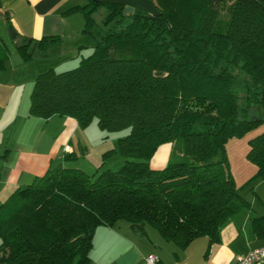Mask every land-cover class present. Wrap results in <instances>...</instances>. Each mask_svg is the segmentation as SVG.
<instances>
[{
    "label": "trees",
    "instance_id": "obj_1",
    "mask_svg": "<svg viewBox=\"0 0 264 264\" xmlns=\"http://www.w3.org/2000/svg\"><path fill=\"white\" fill-rule=\"evenodd\" d=\"M154 1L155 12L125 11L117 0L65 9L82 13L91 50L72 67L38 72L28 112L69 115L79 126L95 118L111 131L128 127L117 139L124 160L93 173L58 162L18 185L0 202L3 264H92L96 226L121 219L137 235L151 225L184 248L201 235L218 240L228 218L241 229L247 216V236L264 240V200L262 212L250 214L225 154L230 137L264 123V0ZM100 7L103 28L96 29ZM22 38L28 44L15 46L24 60L31 43L46 54L59 40ZM7 58L0 39V68ZM177 137L190 160L150 166L158 146ZM248 143L246 156L264 181V129Z\"/></svg>",
    "mask_w": 264,
    "mask_h": 264
},
{
    "label": "crops",
    "instance_id": "obj_2",
    "mask_svg": "<svg viewBox=\"0 0 264 264\" xmlns=\"http://www.w3.org/2000/svg\"><path fill=\"white\" fill-rule=\"evenodd\" d=\"M117 1L132 8L157 11L154 0ZM85 2L86 0H0V39L8 48V58L11 55L9 45L16 49V43L8 33L7 19L22 37H59V40L49 44L46 54L42 56L52 54L61 58L69 54L79 60L81 55L89 53L93 41L84 37L86 33L81 31L84 21L82 13L64 12L72 5ZM8 58L5 67L0 68V202L18 185L30 182L48 166L58 162L65 165V151L76 153L73 133L77 130V121L74 117L53 114L43 119L28 112L32 87L28 89L27 83L40 72L29 63L33 57L24 60L19 54L11 63ZM61 63H64V59L59 62ZM57 64H49V67H56ZM30 118L43 122V127L50 128V135L45 138L44 133L36 134L35 131L32 135L28 130ZM14 128H17L15 134ZM22 131L24 134L20 139ZM77 141L81 143L79 139ZM171 146L170 142L160 144L150 157V166L161 167L169 162ZM155 154L159 155L155 157ZM218 234V240L210 241L207 235H201L180 248L160 234L159 237L147 226L145 235H137L128 222L117 221L113 225L96 226L89 255L92 264H143L142 258L152 253L159 256V264H229L250 248L264 243V240L250 239L246 232L243 233L238 228L234 218H228Z\"/></svg>",
    "mask_w": 264,
    "mask_h": 264
},
{
    "label": "rangeland",
    "instance_id": "obj_3",
    "mask_svg": "<svg viewBox=\"0 0 264 264\" xmlns=\"http://www.w3.org/2000/svg\"><path fill=\"white\" fill-rule=\"evenodd\" d=\"M104 12V7H100L94 12V17L96 19V25L94 28H103V25L101 24V17ZM86 35L84 37H87V39L93 41L89 34L86 33ZM28 49L32 52L33 57V60L29 63L33 64L35 66L34 69L36 70L37 68L39 71L48 68L50 66L49 64H53L55 62L59 64V62H61L63 59L64 63L59 65L57 64L56 67H54L55 69L62 70L72 67L76 65L78 61L77 58L70 57L69 54L62 56L61 58H56V56L52 54L50 56H42V49L38 46H34L33 44H30ZM17 51V48L15 49L13 46L9 45V55L10 53L11 55L8 58V62L10 60L11 63L13 59L19 57L20 53ZM33 80L34 77L31 79V81H28V89L32 87ZM29 125L30 127L28 130L32 135L35 132H37L36 134L41 133L42 135L44 133L45 138L50 135V128L46 129L43 127V122L36 118H30ZM25 128H23V131H25ZM263 129L264 123H261L247 130L242 135L230 137L225 143V154L228 159L230 171L235 179L236 188L238 192L251 203L250 214H260L263 210L262 202L264 200V181L260 175L256 174V164L246 156V152L249 148L248 139L261 132ZM16 130L17 128H14V134ZM128 130V127L112 131L102 129L97 124L95 118H93L85 126H79L77 124V130L73 133V142L76 148V155L66 158L65 165L73 167L78 166L81 169L83 168V170H85L87 173L95 172L97 166L100 164H102V168L119 167L124 160V156L118 149L117 139L119 136L125 134ZM23 131L20 135V139L24 134ZM78 139L81 143L77 141ZM170 143H172V146L169 153V162L190 160V155L182 148V139L180 137L175 138L174 140L170 141ZM108 149H110V151L104 154V152ZM157 155L155 157H157ZM219 156H221V154H219ZM150 159L151 158H149L148 161H151ZM119 221L121 223L127 222L124 219ZM146 226L150 229V231L160 237L156 228L151 225ZM241 229L243 233L248 231L247 216L243 220Z\"/></svg>",
    "mask_w": 264,
    "mask_h": 264
},
{
    "label": "built area",
    "instance_id": "obj_4",
    "mask_svg": "<svg viewBox=\"0 0 264 264\" xmlns=\"http://www.w3.org/2000/svg\"><path fill=\"white\" fill-rule=\"evenodd\" d=\"M142 259L143 264H159L160 261L159 256L155 253L146 255ZM229 264H264V243L250 248Z\"/></svg>",
    "mask_w": 264,
    "mask_h": 264
},
{
    "label": "water",
    "instance_id": "obj_5",
    "mask_svg": "<svg viewBox=\"0 0 264 264\" xmlns=\"http://www.w3.org/2000/svg\"><path fill=\"white\" fill-rule=\"evenodd\" d=\"M131 9H132V7H130V6H125L124 7L125 11H130ZM8 32H9L10 37L15 39V43L28 44V40H24L22 38V36L17 33L15 28H12V27L9 26L8 27Z\"/></svg>",
    "mask_w": 264,
    "mask_h": 264
}]
</instances>
